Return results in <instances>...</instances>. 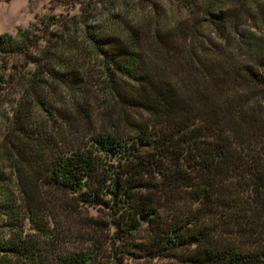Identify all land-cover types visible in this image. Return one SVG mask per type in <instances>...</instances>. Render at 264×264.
<instances>
[{
  "label": "trees",
  "instance_id": "16d2710c",
  "mask_svg": "<svg viewBox=\"0 0 264 264\" xmlns=\"http://www.w3.org/2000/svg\"><path fill=\"white\" fill-rule=\"evenodd\" d=\"M176 4L182 17L169 24L129 16L119 0H80L65 21L0 34V92L17 94L0 138V264H116L114 253L54 249L47 219L61 201L50 190L105 208L93 223L112 228L115 254L264 264V245L221 240L214 224L242 232L250 222L234 208L264 204V0ZM81 51L120 111L111 133L85 142L74 138L84 125L48 100L53 89L83 99Z\"/></svg>",
  "mask_w": 264,
  "mask_h": 264
},
{
  "label": "rangeland",
  "instance_id": "374dc122",
  "mask_svg": "<svg viewBox=\"0 0 264 264\" xmlns=\"http://www.w3.org/2000/svg\"><path fill=\"white\" fill-rule=\"evenodd\" d=\"M80 0H0V34L14 35L17 30L26 28L30 23L46 17L65 21L78 12L77 2ZM149 0H119V8L127 15H135L144 19L146 12H153L161 20L171 24L182 17L177 8L176 0H155L157 10H149ZM118 8V7H117ZM182 12V11H181ZM99 19V18H97ZM54 28V27H49ZM42 46V44L40 45ZM75 63L80 67L84 76L83 92L85 96L79 99L76 95H68L59 89L51 90L49 103L60 112H67V123H81L82 130L74 138H82L83 142L94 133H111L110 125L114 119L120 117V111L99 87L100 67L97 60L90 53L81 51L74 53ZM17 62L22 74L31 65ZM20 63V64H19ZM17 94L8 90L0 92V138L8 128L10 115L14 109ZM65 114V113H64ZM71 114V116H70ZM57 119L50 121L51 127L57 125ZM46 130L48 134H55L59 130ZM69 138V136H67ZM53 202L61 201L59 207L54 206L50 214L49 228L53 237L54 249L59 252H92L96 256H109L114 253L116 264H183L172 257L147 258L141 255L115 254V245L110 246L109 237L112 228L100 231L93 222L107 220L106 209L99 206L80 205L72 196L57 190L49 191ZM239 215L246 214L249 225L244 231L226 233L223 224L225 218L218 216L214 220L216 230L221 240L231 242L239 247L249 249L253 245H264V204L247 202L234 208ZM27 229V225L24 226ZM98 236V238L96 237ZM97 239V242L95 241ZM99 254H96L97 249ZM110 248L112 251H109Z\"/></svg>",
  "mask_w": 264,
  "mask_h": 264
}]
</instances>
